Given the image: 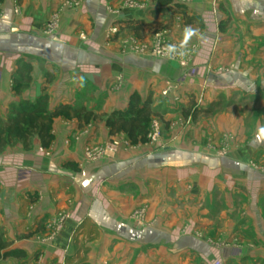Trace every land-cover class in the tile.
Returning a JSON list of instances; mask_svg holds the SVG:
<instances>
[{
  "label": "crops",
  "instance_id": "obj_1",
  "mask_svg": "<svg viewBox=\"0 0 264 264\" xmlns=\"http://www.w3.org/2000/svg\"><path fill=\"white\" fill-rule=\"evenodd\" d=\"M161 7L0 2V128L13 103L42 96L51 112L93 114L55 118L47 148L36 137L0 153V234L24 256L0 264H146L184 250L264 264V0ZM134 94L162 121L158 144L110 133Z\"/></svg>",
  "mask_w": 264,
  "mask_h": 264
},
{
  "label": "trees",
  "instance_id": "obj_2",
  "mask_svg": "<svg viewBox=\"0 0 264 264\" xmlns=\"http://www.w3.org/2000/svg\"><path fill=\"white\" fill-rule=\"evenodd\" d=\"M167 11L173 0H154ZM2 2V0H0ZM174 8L183 9V4H175ZM19 91V89H18ZM153 112L149 100L141 102L137 94L132 95L130 105L126 112H114L107 119L106 124L111 134L124 133L132 144L149 142L152 129ZM63 116L67 119H78L88 123L92 119V112L83 107L61 105L54 111L48 110V98L42 96L35 102L21 101L10 106L8 120L0 128V153L7 146L22 143L27 148L33 138L38 137L42 147L50 146L54 139L52 125L54 119ZM161 121V119H158ZM162 122V121H161ZM7 243L0 234V261L10 257H24L20 250H8Z\"/></svg>",
  "mask_w": 264,
  "mask_h": 264
},
{
  "label": "rangeland",
  "instance_id": "obj_3",
  "mask_svg": "<svg viewBox=\"0 0 264 264\" xmlns=\"http://www.w3.org/2000/svg\"><path fill=\"white\" fill-rule=\"evenodd\" d=\"M157 121L161 125V121L160 120H157ZM161 129H162V125H161ZM161 139H162V135H161ZM114 144H116V145H114ZM118 145H119V142L115 141V142H112L109 144V148L111 150H115L118 147ZM202 236L203 235H201V237ZM168 252H170V251L166 250V255L168 254ZM177 255L179 256V258L177 257L178 261L176 258H174V259L171 258L174 261V263L172 262V260L167 259V256L165 257L166 260H163L162 256H159L161 259H157L158 258L157 256H154V259L147 257L145 259V262H146V264H209V263L214 264V262L215 263L221 262V260L218 258H208L202 250H199L196 252L191 251V250H189V251L184 250L181 252H177ZM247 264H251V263L248 262Z\"/></svg>",
  "mask_w": 264,
  "mask_h": 264
},
{
  "label": "built area",
  "instance_id": "obj_4",
  "mask_svg": "<svg viewBox=\"0 0 264 264\" xmlns=\"http://www.w3.org/2000/svg\"><path fill=\"white\" fill-rule=\"evenodd\" d=\"M214 18L215 17H213V20H214ZM154 52L159 54V55H164L166 52L165 46L163 44H158L156 49L154 50ZM161 135H162L161 125L159 124V122L157 120H154L152 123L151 132L148 136L150 142L153 144H158L161 141ZM114 145H116V144H114ZM209 264H212V263H209ZM214 264H219V263L214 262Z\"/></svg>",
  "mask_w": 264,
  "mask_h": 264
}]
</instances>
